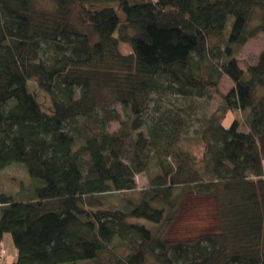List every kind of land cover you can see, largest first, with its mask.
Wrapping results in <instances>:
<instances>
[{"label": "trees", "instance_id": "16d2710c", "mask_svg": "<svg viewBox=\"0 0 264 264\" xmlns=\"http://www.w3.org/2000/svg\"><path fill=\"white\" fill-rule=\"evenodd\" d=\"M52 1L0 0V171L24 164L30 185L14 196L0 183L13 264H264V49L246 71L236 58L264 34V0ZM223 76L233 94L188 149L183 115L146 127L153 95L205 98ZM186 192L216 197L219 232L168 242L134 221L170 226Z\"/></svg>", "mask_w": 264, "mask_h": 264}, {"label": "rangeland", "instance_id": "374dc122", "mask_svg": "<svg viewBox=\"0 0 264 264\" xmlns=\"http://www.w3.org/2000/svg\"><path fill=\"white\" fill-rule=\"evenodd\" d=\"M36 6L41 9L53 10L55 4L52 0H36ZM259 11L256 10L253 13L250 25L251 27L258 24ZM131 32V31H130ZM130 34V33H129ZM119 49L123 53H130L131 47L128 43H120ZM264 49V34L260 33L257 37L249 39L245 42L241 51L237 53V60L240 67L246 71L248 65H255L258 61L260 52ZM219 87L220 93H216L214 89H210L209 95L205 98H193L183 99L181 96L174 94H165L161 98L158 95L152 96V102L150 109L146 115L147 126H151L152 120L159 117L163 113L172 111L183 115L186 120V126L184 127L185 133L181 135V148L188 149L190 141L195 139L201 130V120L203 117H209L215 109L222 102V95L225 97L233 94L234 83L227 77L223 76ZM111 109H115L122 116L123 111L119 105L109 106ZM245 113L236 112L234 115L229 114L226 117L225 124L230 125L233 118L243 119ZM124 118V117H123ZM145 127V129H146ZM120 128V124L117 121L110 123L108 131L110 133L116 132ZM151 168H155V159L151 161ZM135 176L136 183L139 189L147 188L149 185L148 175L145 172L137 173ZM29 176L27 173L26 166L24 164H16L8 170L0 171V183L3 186V190L7 193L18 196L23 190L28 189ZM23 185V186H22ZM22 187V188H21ZM185 189L183 186L177 187L176 194H179ZM92 193H100L101 187L97 184L91 185L89 189ZM134 192L128 194L129 197L133 198ZM116 195L110 198L108 201L117 202L122 194L115 192ZM97 196H93V199ZM96 203H100L98 199H95ZM99 205V204H98ZM100 207V206H99ZM108 204L102 205L100 208L105 209ZM98 207H93L92 210H96ZM136 222L144 224L146 228L152 232H161L164 235V239L168 242L184 241L191 242L198 237L206 234H214L220 231V216L218 210V202L216 197H201L193 192H186L181 205L178 216L174 222L168 227H158L157 224L145 220L135 218ZM146 264H159L153 257H149Z\"/></svg>", "mask_w": 264, "mask_h": 264}, {"label": "crops", "instance_id": "0c3cea01", "mask_svg": "<svg viewBox=\"0 0 264 264\" xmlns=\"http://www.w3.org/2000/svg\"><path fill=\"white\" fill-rule=\"evenodd\" d=\"M3 246L7 248L6 264H13L17 260L18 250L13 244L12 236L7 234L2 240ZM1 250V246H0Z\"/></svg>", "mask_w": 264, "mask_h": 264}, {"label": "built area", "instance_id": "2783aa9c", "mask_svg": "<svg viewBox=\"0 0 264 264\" xmlns=\"http://www.w3.org/2000/svg\"><path fill=\"white\" fill-rule=\"evenodd\" d=\"M1 250H0V264H5L7 260V248L3 246V243L0 242Z\"/></svg>", "mask_w": 264, "mask_h": 264}]
</instances>
